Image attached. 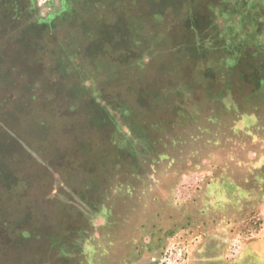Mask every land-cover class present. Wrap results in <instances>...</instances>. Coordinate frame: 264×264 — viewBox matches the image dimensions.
<instances>
[{"label":"rangeland","instance_id":"obj_1","mask_svg":"<svg viewBox=\"0 0 264 264\" xmlns=\"http://www.w3.org/2000/svg\"><path fill=\"white\" fill-rule=\"evenodd\" d=\"M0 264H264V0H0Z\"/></svg>","mask_w":264,"mask_h":264},{"label":"trees","instance_id":"obj_2","mask_svg":"<svg viewBox=\"0 0 264 264\" xmlns=\"http://www.w3.org/2000/svg\"><path fill=\"white\" fill-rule=\"evenodd\" d=\"M238 4V3H237ZM244 4L245 3H239V11H238V13L237 14H235V20L238 22V23H240V22H242V21H248V20H252V21H256L257 22V19H256V17L258 16V14L260 13V12H258V11H260L261 10V8L260 7H258V8H252V7H250V6H246V7H244L243 8V6H244ZM250 9H252L251 10V12H247V10H250ZM234 20V21H235ZM236 21H235V23H236ZM240 21V22H239Z\"/></svg>","mask_w":264,"mask_h":264},{"label":"crops","instance_id":"obj_3","mask_svg":"<svg viewBox=\"0 0 264 264\" xmlns=\"http://www.w3.org/2000/svg\"><path fill=\"white\" fill-rule=\"evenodd\" d=\"M4 15H6V17L8 19L7 22L11 23L10 28L17 27L16 22H15V20H16L15 16H12V14H11V16L7 15V14H4ZM39 18H40V16H38L37 14L34 13V14H32V18H30L28 22H30L32 24L35 20H38ZM26 26H28V25L26 24Z\"/></svg>","mask_w":264,"mask_h":264},{"label":"built area","instance_id":"obj_4","mask_svg":"<svg viewBox=\"0 0 264 264\" xmlns=\"http://www.w3.org/2000/svg\"><path fill=\"white\" fill-rule=\"evenodd\" d=\"M40 2H41L42 4H44V3L47 2V0H40Z\"/></svg>","mask_w":264,"mask_h":264}]
</instances>
